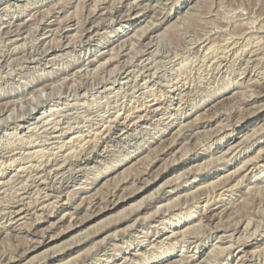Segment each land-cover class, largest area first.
Instances as JSON below:
<instances>
[{
	"label": "rangeland",
	"instance_id": "374dc122",
	"mask_svg": "<svg viewBox=\"0 0 264 264\" xmlns=\"http://www.w3.org/2000/svg\"><path fill=\"white\" fill-rule=\"evenodd\" d=\"M0 175V264H264V0H0Z\"/></svg>",
	"mask_w": 264,
	"mask_h": 264
},
{
	"label": "bare ground",
	"instance_id": "6f19581e",
	"mask_svg": "<svg viewBox=\"0 0 264 264\" xmlns=\"http://www.w3.org/2000/svg\"><path fill=\"white\" fill-rule=\"evenodd\" d=\"M96 2V1H95ZM194 5V4H193ZM9 10V9H8ZM3 18V17H2ZM7 20V19H6ZM243 25V24H242ZM212 27V26H211ZM236 28V27H235ZM239 32V31H238ZM28 34V33H27ZM223 37V36H222ZM20 38V37H19ZM25 38V37H24ZM226 38V37H225ZM95 39V38H94ZM224 39V38H223ZM227 40V39H226ZM236 42V41H235ZM8 43V42H7ZM55 47V46H54ZM56 49V48H55ZM26 50V49H25ZM24 51V50H23ZM48 52V51H47ZM20 56V55H19ZM44 56V55H43ZM10 57V56H9ZM17 58V57H16ZM201 58V57H200ZM205 59V58H204ZM196 61V60H195ZM191 62V61H190ZM187 63V62H186ZM138 65V64H137ZM193 65V64H192ZM153 66V65H152ZM186 66V65H185ZM200 67V66H199ZM159 69V68H158ZM254 69V68H253ZM133 72V71H132ZM142 72V71H141ZM123 73V72H122ZM27 74V73H26ZM125 76V75H124ZM75 78V77H74ZM126 80V79H125ZM167 80V79H166ZM122 82V81H121ZM123 83V82H122ZM143 85V84H142ZM146 85V84H145ZM144 85V86H145ZM163 85V84H162ZM128 86V85H127ZM143 86V87H144ZM156 86V85H155ZM142 87V86H141ZM142 87V88H143ZM146 87V86H145ZM194 87V86H193ZM109 88V87H108ZM78 89V88H77ZM82 89V88H81ZM133 90V89H132ZM143 90H144V88H143ZM205 91V90H204ZM34 92V91H33ZM44 93V92H43ZM145 93V92H144ZM179 93V92H178ZM176 94V93H175ZM120 95V94H119ZM123 95V94H122ZM179 95H181V94H179ZM42 96H44V95H42ZM176 96V95H175ZM55 98V97H54ZM174 98V97H173ZM177 98H178V96H177ZM170 100H174V99H170ZM105 102V101H104ZM156 102V101H155ZM172 102V101H171ZM169 103V102H168ZM123 104V103H122ZM125 104V103H124ZM42 105V104H41ZM150 105V104H149ZM162 105H164L163 104V102H156V104L153 106V107H161ZM151 106V105H150ZM174 107V106H173ZM125 109V108H124ZM139 110V109H138ZM155 110V109H154ZM157 110V109H156ZM34 111V110H33ZM160 111V110H159ZM31 112V111H30ZM155 112V111H154ZM4 119V118H3ZM142 120V119H141ZM103 121V120H102ZM5 122V121H4ZM8 122V121H7ZM69 122V121H68ZM66 126V125H65ZM33 127V126H32ZM103 129V128H102ZM92 131V130H91ZM3 135V134H2ZM40 135V134H39ZM223 135V134H222ZM10 136V135H9ZM11 137V136H10ZM40 137V136H39ZM16 138V137H15ZM37 139V138H36ZM231 140V139H230ZM236 140H238V139H235V141ZM210 141V140H209ZM31 142V141H30ZM61 142V141H60ZM55 146V145H54ZM233 148V147H232ZM235 148V147H234ZM206 149V148H205ZM133 151V150H132ZM46 152V151H45ZM199 152V151H198ZM28 155V154H27ZM26 156V155H25ZM224 158V157H223ZM229 159V158H228ZM224 160V159H223ZM50 163V162H49ZM207 165V164H206ZM258 164H255V163H253V162H251V163H247L246 165H244V167H243V171H244V173H246V174H251V173H253V170L256 168V166H257ZM199 166V165H198ZM207 167V166H206ZM38 168V167H37ZM241 170V171H242ZM71 172V171H70ZM159 172V171H158ZM192 172H193V170H192ZM70 174V173H69ZM192 174H194V172L192 173ZM237 174V173H236ZM190 176V174H187V175H184L183 177L184 178H186V176ZM195 176V175H194ZM239 175H236L235 177H231V179L233 180H235L237 177H238ZM182 177V178H183ZM3 179V176H1L0 175V181ZM4 180V179H3ZM237 181V180H236ZM1 182H3V181H1ZM235 181H233V183H234ZM231 183V182H230ZM229 183V184H230ZM224 185V184H223ZM228 185V184H227ZM245 186V185H244ZM228 187H230L229 185H228ZM169 190V189H168ZM32 192V191H31ZM206 197V196H205ZM21 200V199H20ZM192 203V202H191ZM197 204V203H196ZM35 205V204H34ZM205 205V204H204ZM134 207V206H133ZM24 208V207H23ZM175 209H176V206H174V207H171V208H168V207H166L165 209H163L162 211H160L159 212V215L161 216V218L162 219H166V218H169L170 217V215L175 211ZM100 210H103V209H100ZM99 210V211H100ZM180 210V209H179ZM263 210V209H262ZM211 211V210H210ZM209 211V212H210ZM27 212V211H26ZM29 212V211H28ZM178 212V211H177ZM18 213V212H17ZM30 213V212H29ZM206 213V212H205ZM174 214H172V216H173ZM204 215H206V214H204ZM211 215V214H210ZM93 216V215H92ZM147 217V216H146ZM21 218V217H20ZM203 218H205V217H203ZM212 218H214V215L213 216H210L209 218H207V219H211L212 220ZM17 220H20L19 218L17 219ZM110 220V219H109ZM16 221V220H15ZM166 221V220H165ZM203 221V220H202ZM206 221V220H205ZM248 224V223H247ZM246 224V225H247ZM80 225V224H79ZM241 225V224H240ZM240 225H238V226H236L235 227V229L233 230V232H232V234H230V236L228 237V236H226V232L224 231L223 233H221L220 232V230L219 231H217V232H215V237L216 238H218L221 242H223V241H226L228 238H230V240H232L233 238H234V236H235V234L236 233H240L241 232V229H243L242 228V226H240ZM244 225V224H243ZM255 225V224H254ZM253 224H251L250 226H247V227H244V231H246V232H248L249 231V227H251V226H254ZM256 225H257V223H256ZM82 226V225H81ZM93 228V227H92ZM199 228V227H198ZM67 230V229H66ZM195 230V229H194ZM256 230V229H255ZM193 231V230H192ZM213 232H214V230H212ZM211 231V232H212ZM251 231V230H250ZM208 232V231H207ZM87 233V232H86ZM184 234V233H183ZM183 234H182V236H183ZM181 235V234H180ZM180 235H179V233H177V234H174V231H173V234H172V236H171V238H174V239H178V237H180ZM189 235H190V233H189ZM189 235H187V237L189 238ZM204 235V234H203ZM214 235V234H213ZM253 235V234H252ZM59 236V235H58ZM62 236V235H61ZM82 236V235H81ZM205 236V235H204ZM115 237V236H114ZM191 237V236H190ZM202 237V236H201ZM59 238V237H58ZM76 238V237H75ZM126 238V237H125ZM188 238H186V240H183L182 241V243H184L185 245H187V247L191 250L192 248L191 247H195V249L196 250H198L199 249V242L197 241V242H189L187 239ZM197 238H200V237H197ZM250 238V237H249ZM55 239V238H54ZM167 239H169V237L167 238ZM180 239H181V237H180ZM179 239V240H180ZM183 239V238H182ZM209 239V238H208ZM193 240V239H192ZM198 240V239H197ZM200 241V240H199ZM175 242V241H174ZM177 242H179V241H177ZM202 242V241H201ZM229 242H231V241H229ZM203 243V242H202ZM176 244V243H175ZM179 244H181V242H179ZM39 245V244H38ZM44 245V244H43ZM33 246H34V244H33ZM36 247V246H35ZM47 247V246H46ZM68 247V246H67ZM215 247H216V245H215ZM215 247H213V248H215ZM39 248V247H38ZM54 250V249H53ZM115 252V251H114ZM216 252V251H215ZM214 252V253H215ZM220 252H222V251H218L217 250V253H220ZM53 253H55V252H53ZM110 254V253H109ZM197 252H194V254H193V250H192V252H190V253H188L187 254V256L189 255V258L192 260V259H194L195 261H197ZM264 254V253H263ZM56 255V254H55ZM255 255H256V253L255 254H252L251 256L249 255V256H247V255H245L241 260H242V263L241 264H259L258 262H256V260H255ZM122 256V255H121ZM182 256V255H181ZM184 256V255H183ZM209 256V255H208ZM184 257H186V256H184ZM183 257V258H184ZM263 257H264V255H263ZM187 258V257H186ZM185 258V259H186ZM261 258V257H260ZM260 258H258V259H260ZM126 260H128V258H124V262L127 264V261ZM133 260V259H132ZM190 260V261H191ZM193 260V261H194ZM199 260V259H198ZM137 261V260H136ZM182 261H183V259H182ZM9 262V261H8ZM151 262V261H150ZM159 262V261H158ZM162 262V261H161ZM262 262V261H261ZM7 263V262H6ZM124 263V264H125ZM188 263H190V262H188ZM195 263V262H194ZM202 263V262H201ZM214 263V262H213ZM67 264V263H66ZM151 264V263H150ZM261 264V263H260Z\"/></svg>",
	"mask_w": 264,
	"mask_h": 264
}]
</instances>
